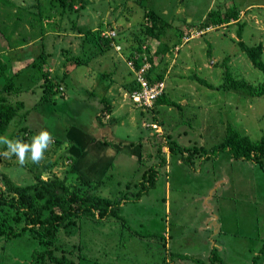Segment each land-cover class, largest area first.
<instances>
[{"label": "rangeland", "instance_id": "rangeland-1", "mask_svg": "<svg viewBox=\"0 0 264 264\" xmlns=\"http://www.w3.org/2000/svg\"><path fill=\"white\" fill-rule=\"evenodd\" d=\"M4 1L0 0V19L10 25L12 11L21 10L23 20L15 32L26 37L21 44L13 42L7 46L0 32V58L6 65L5 73L21 72L43 50L48 55L52 75L59 79L66 70H70V74L65 79V87L60 83L54 96L55 105L48 102L45 107H33L42 92L37 85L44 81L41 71L29 67L26 74L31 73L33 77L22 85L24 88L20 92L17 78H14L18 91H10L8 103L15 106L21 100L24 105L16 108L8 134L19 130L16 138L29 141L43 128L51 132L53 143L38 165L29 162L20 167L15 156L9 159L0 155V186L10 185L18 194H28L36 207L42 202L38 195L46 196L50 181L55 178L62 179L69 188L117 196L131 178L132 157L146 164L157 163L159 158L154 154L161 145L166 158L165 164L159 166L154 186L149 187L141 201L121 206V214L127 220L122 231L112 225L109 232L106 226L110 224L105 220L86 218L66 223L58 230L59 248L62 252L63 248L70 249L66 254L73 264H161L165 255L172 262L175 257L170 259V254H165L160 238L167 240L171 250L189 256L187 259L177 257L171 264H196L192 258L207 260L213 244L208 235L218 227L213 237L222 245V250H217L223 264H252V256L264 240V162L258 165L251 160L231 158L226 151L219 152L214 159L209 153L206 160L203 151H197L190 155L193 164L188 169L189 175L179 174L181 168L169 155L168 141L183 146L196 143L209 151L223 141L228 124L252 139L264 133V97L227 88H208L190 78L195 73L213 86L220 84L224 80L222 61L227 58V65L236 78H244L255 85L262 81V74L240 49L238 41L249 46L261 43L264 60V0H72L75 8L82 6L64 16L58 13L57 0H9L12 5ZM234 5L238 8L237 20L210 25L202 32L195 27L207 20L211 11L220 10L224 15ZM149 9L163 17L167 25L157 24L151 33L146 32L150 24ZM41 10L51 15L45 17L43 29L49 27L48 23L50 28L57 25L51 36H48L51 30H47L42 39L41 29L37 25L32 28L28 22ZM58 20L60 22L54 24ZM73 20L84 31L99 29L104 37L108 33L120 46L103 50L84 65L69 62L63 66L65 51L70 52L66 55H77L83 43L82 32L76 31ZM191 28L199 31L198 36L188 34ZM238 29H241L240 35ZM137 46L151 57L152 62L148 60L153 73L161 75V80L155 84L162 85V91H166L167 99L174 105L137 106L130 92L123 91L120 82L124 76L129 79L134 76L128 54ZM163 48L165 51L160 56ZM104 71L113 72L109 76L112 79L105 81L111 82L104 93L112 103L114 110L110 117L114 118L108 125L101 119L106 124L103 127L95 123V117L100 115L99 97L104 95L97 93L104 91L103 84L99 83ZM3 83L0 76V87ZM90 91H95L94 98L88 96ZM73 125L86 132L81 135L82 142L92 141L89 158L80 153L83 146L78 135L69 133ZM100 136H103L101 142H109L107 138L119 142L113 147L114 152L126 141L120 150L127 149L130 153L115 157V172L112 171L107 185L97 181L105 178V164L110 160L108 155L102 159V147L96 142ZM139 139H142L140 147L132 148L130 143ZM69 152L78 157L70 159ZM149 153L152 154L149 156ZM72 165L77 173L67 172ZM135 171L133 175L139 173ZM78 173H85L91 179L87 186L76 176ZM119 181L121 185L117 184ZM131 190L134 187L127 191ZM207 225L212 228H206ZM135 228L146 235H135L132 232ZM34 237L27 230L14 241L15 244L7 243L3 251L0 249L3 253H0V262L32 264L31 255L41 248ZM2 241L0 237V245ZM262 262L264 257L260 256L258 263Z\"/></svg>", "mask_w": 264, "mask_h": 264}, {"label": "trees", "instance_id": "trees-1", "mask_svg": "<svg viewBox=\"0 0 264 264\" xmlns=\"http://www.w3.org/2000/svg\"><path fill=\"white\" fill-rule=\"evenodd\" d=\"M58 1V13L60 16H64L66 13L70 11H76L81 6L75 8L73 4L75 3L72 0H57ZM8 5H12V1L5 0L4 1ZM47 8V7H46ZM32 11L34 9H31ZM31 15V14H30ZM149 16L150 24L146 27V32L151 33L152 27L156 26L157 24L167 25L166 20L149 9V12L147 13ZM32 16V15H31ZM51 16L50 14L46 13L44 10H41V12H38L36 14H33L32 18L28 21L29 25L33 26L37 25L41 29V36L40 38L46 34L47 30H51L48 36H51L52 31L55 32V26L54 28L51 26L50 23H48V28H45L44 19L45 17ZM10 19H12L10 25H7L3 20L0 19V32L3 34L7 41V46H10L13 42L16 44H21L26 37L25 35H18L17 32H15L18 25L23 20V14L22 11H18L14 9L11 13ZM230 19L237 20L238 19V8L236 5L232 6L231 9L227 10V13L223 15V13L220 10H213L209 13L208 19L205 21H202L198 25H195V27H198V29H204L205 27H209L210 25H217L229 22ZM60 21L54 23L57 24ZM73 25L77 29L76 31L78 33L82 32V38L81 41H83L81 45V51L79 54L71 56L66 55L70 54L68 50L64 53V59L62 65L65 66L69 62L70 64L79 66L86 64L90 59L93 57H96L97 55H100L103 53L102 51L115 45H119L116 42H114V39L111 38L112 36L106 33L105 37L100 35V31L98 30H85L82 28V26L76 24V21L73 20ZM191 26V25H190ZM192 27V26H191ZM194 27V25H193ZM9 28V30H7ZM102 28V27H100ZM241 28V25H240ZM45 30V31H44ZM238 31V32H237ZM236 32L240 35L241 29H238ZM17 33V35H16ZM105 44V46L103 45ZM240 49H242L249 60L252 62V64L257 68L260 73L263 76V79L258 84H252L250 81L244 79V78H236L235 74L230 71L228 65H227V58H224L222 61L223 66V78L224 80L217 84L216 86H213L211 83L206 81L204 78L198 76L197 74L193 73L190 75V78L197 83L208 87V88H227L231 90L241 91L245 92L246 94L250 96H258V97H264V60L262 59V44L257 43L255 45H246L241 40L238 41ZM88 45V46H87ZM87 46V47H86ZM120 46V45H119ZM88 50H87V49ZM165 49L163 48L160 50V56L162 53H164ZM2 52V51H1ZM142 48L140 46L134 47L129 51L128 58L134 61L135 68H139L142 62L141 56H142ZM137 55V56H136ZM48 55L42 50L39 53V56L34 59L30 65H26L23 67L21 72H18L17 70L14 72L13 75H7L5 73L6 65L4 61L0 58V76L3 77L4 83L0 87V135H7L9 138L15 139L18 137L19 130H16L14 134L9 133V127L11 120L15 117L16 114V108H22L24 105V102L19 100L15 103V106H12L8 102V95L10 94V91L15 93L16 91L20 92L23 91L22 85H25L26 82H28L33 76L31 73L26 74V71L30 68L33 70L36 69L41 73V76L43 77L44 81L41 83H37V85L41 88V94L38 97V100L35 101L33 107L43 106L46 105L48 102H51L55 105L54 96L59 91V87L61 84L66 85L65 79L69 76L70 70L64 71L60 78L57 79L54 75L51 74L50 67H49V61L47 60ZM148 59L151 61V57L148 55ZM152 62V61H151ZM30 67V68H29ZM25 70V75H24ZM131 72V71H130ZM133 72V71H132ZM113 72L104 71L102 73L101 79L99 80V83H102V87L104 91H97V93L104 94L99 97V101H101V107L99 110L100 115H97L95 117V123L99 124L100 126H106L109 123H111L112 118L106 117V111L109 113L111 111L112 103L108 98L105 96V90L108 88L109 83H105L107 79H112L109 76H111ZM144 77L147 79V81L150 84L155 83L156 81L161 80V75L154 74L152 71V68L150 67L147 71L144 72ZM14 78H17V84L19 85V89L15 87L14 84ZM123 88L126 90H129V92L135 91L140 88L139 82L136 80L134 76L129 79L124 76L123 81L120 83ZM21 86V87H20ZM66 89V88H65ZM95 91L88 92V96L94 98ZM66 96V93L64 94ZM43 104V105H42ZM174 105V102L170 99H167L166 97V91H162L154 100L153 106L158 105ZM49 113V112H47ZM140 114H144L142 111ZM99 117V119H98ZM152 117V116H151ZM106 118V119H105ZM146 120H149L146 115L144 117ZM154 118V116L152 117ZM98 119V120H97ZM101 119L106 120V124H103ZM146 129H149L148 126H145ZM67 129V128H65ZM69 133H83L86 134V132H82L78 130L75 125L72 126L71 131ZM12 134V135H11ZM148 135V134H147ZM60 139L58 138L57 141ZM142 139H139L138 142H131V146L140 145L142 144ZM105 143V142H104ZM110 143V142H106ZM168 151L169 155L172 157L173 163L177 164L178 167H180L179 174L186 175L187 170L190 168L191 164H193V159L190 157L191 153H198L203 151L204 156L207 158L209 157V153L211 154L210 157L213 159L219 154L221 151L228 152V155L231 158L235 159H245V160H251L255 162L258 165H262L264 162V133L256 139L250 138L248 134H242L239 130L232 127V125L228 124L226 127V135L223 138V141L219 143L218 145H214L210 148L209 151H205L203 147H198L196 143L192 144L191 146H183L179 145L175 141H168ZM5 149L2 147L1 152H3ZM126 151V150H125ZM120 154H123V151L120 152ZM119 154V155H120ZM152 153H149L150 156ZM127 155V154H124ZM159 158V161L157 163H151L146 164L141 159H136L132 157L131 159L134 162V166L131 165L130 169L133 168V172L139 171L138 174H134L131 172V178H128L124 189H120L117 193V196H103L97 194L94 190H80L81 188H69L68 184L64 182L62 179L55 178L51 179L50 181L51 185L50 188L47 189L48 193L46 196L38 195L40 199H42L41 205L39 207H36V204L34 202V199L31 198L28 194L22 193L18 194L15 190H11L10 185L6 187L0 186V237H2L3 241L1 242L0 249L3 251L5 248V245L9 242L14 243L18 237L22 235L23 232L30 230L32 234L35 235L34 239L37 240L38 243H40V250L34 251L32 264H73V261L68 255L67 252L70 251V249L65 250L63 248H59V242L57 237V232L60 228H62L66 223L69 222H75L79 221L81 219H93L97 221L105 220L107 224H110V226H106L107 229L115 227L117 230L122 231L123 227L125 226V223H127V220L125 216L121 214V206L125 203H135L138 200L141 201L144 194L148 193L149 187L154 186L158 172L159 166H163L166 162L165 155L161 152V145H158L156 148V153L154 154ZM175 157V159L173 158ZM130 158V157H129ZM205 161V160H204ZM74 164L75 160L73 161ZM115 162V161H114ZM156 162V161H155ZM118 163V162H117ZM203 163V162H202ZM73 164V165H74ZM70 166L67 170L68 173H77L78 170L74 166ZM115 164L112 162L110 166L107 168V170L104 172L105 178L101 177L98 178V182H102L105 185L108 184L109 178L112 175V171L115 172L113 169L115 168ZM135 171V172H136ZM81 172V171H80ZM189 173V172H188ZM189 175V174H187ZM79 177L82 182L87 186V184L90 183V178L85 174L78 173L76 175ZM118 185H121V181L117 182ZM96 186V185H95ZM129 187V188H128ZM134 187V190H130ZM17 186L14 187L16 189ZM98 188V186H97ZM103 188V187H101ZM110 192V191H109ZM40 203V202H36ZM113 219V221H112ZM106 224V223H105ZM123 225V226H122ZM132 227V226H131ZM133 228V227H132ZM132 232H135V235L138 236H145L146 234L141 233L136 228L132 230ZM162 247H164L165 254H170V259H173V256L175 259L177 257L187 259L189 256L183 254H177V252L170 249V246L167 243V240L165 241L164 238H160ZM15 244V243H14ZM19 247V246H18ZM18 247H16L18 249ZM49 247L50 250H46V248ZM168 248L170 250H168ZM168 250V252L166 251ZM15 250V249H13ZM3 254L2 252H0ZM20 253V252H17ZM16 254V253H14ZM260 256L264 257V240L261 244V246L258 248V252L252 256V264H264L258 263V259ZM207 260H204V258H192L196 264H223L224 261L221 258L220 254L218 253V250L215 246H213L210 250V254L206 257ZM174 259V260H175ZM1 260V258H0ZM173 260V261H174ZM169 261V256L165 255L161 259V264H171L173 263ZM50 262V263H49ZM0 264H5L0 262ZM31 264V263H28Z\"/></svg>", "mask_w": 264, "mask_h": 264}, {"label": "clouds", "instance_id": "clouds-1", "mask_svg": "<svg viewBox=\"0 0 264 264\" xmlns=\"http://www.w3.org/2000/svg\"><path fill=\"white\" fill-rule=\"evenodd\" d=\"M52 143L53 136L51 132L43 128L33 135L29 141L0 135V147L5 149L0 152V155L9 159L15 156L20 167H24L29 162L38 165L44 159V154ZM166 251L168 252V250Z\"/></svg>", "mask_w": 264, "mask_h": 264}, {"label": "built area", "instance_id": "built-area-1", "mask_svg": "<svg viewBox=\"0 0 264 264\" xmlns=\"http://www.w3.org/2000/svg\"><path fill=\"white\" fill-rule=\"evenodd\" d=\"M209 28L210 27H205L204 29L202 28L198 30L202 32L203 30L205 31ZM198 33L199 31H195L193 28L188 30V34L190 36H194V35L198 36ZM117 47H119V45H117ZM142 50H143L141 56L142 62L139 68H135L133 60L129 61L131 70L134 73V77L140 84V88L130 92L129 96L133 101V103L136 104L137 106L148 108L153 106L154 100L162 92V85H160V83L150 84L147 81V79L144 77V72L147 71L151 67V65L149 64V60L145 54L144 49Z\"/></svg>", "mask_w": 264, "mask_h": 264}, {"label": "crops", "instance_id": "crops-1", "mask_svg": "<svg viewBox=\"0 0 264 264\" xmlns=\"http://www.w3.org/2000/svg\"><path fill=\"white\" fill-rule=\"evenodd\" d=\"M50 71H51V69H50ZM121 83V82H120ZM121 85V84H120ZM125 89V88H124ZM123 91H127V92H129V90H123ZM113 110H114V108L113 107H111V111L108 113L107 111H106V117L107 118H110V116H111V114H113ZM106 119V118H105ZM83 133H79V134H77L78 135V138H79V141H80V144H81V146H83L82 148H80L81 150H82V152H80V153H83V155L85 156V157H87V158H89V152L91 151V147H90V144L92 143V141H89V143H86L85 142V140H84V138H83V140H84V142H82L81 141V135H82ZM104 135V134H103ZM85 137V136H84ZM101 137V136H100ZM103 137V136H102ZM102 137L101 138H98V140H96V142H97V144H98V146H100V147H102L101 149H102V152L100 153L101 154V156H102V159H106V156L108 155V158L110 159L109 160V162H107L106 164H105V171L107 170V168L110 166V164L114 161V159H115V157H117L119 154H120V152L121 151H123V154H127V155H130V153L128 152V150L127 149H124V150H120V147L121 146H124V145H126V141L125 142H121L117 147H119L118 149H116L117 151L116 152H114V151H112L113 150V147L117 144V143H119V142H117L116 140H113V139H109V138H107L106 136H105V138H107L108 140H109V142H111V143H104V142H101L100 140L102 139ZM75 143V142H74ZM76 145H78V144H75V146ZM86 145V146H85ZM84 146L86 147V148H84ZM134 147H136V145L135 146H132V148H134ZM84 148V149H83ZM77 149V148H76ZM79 149V150H80ZM126 150V151H125ZM72 155L71 157H70V159H72V158H77L78 157V155L77 154H73V153H68L67 155ZM133 156V155H132ZM136 158V157H135ZM200 164V163H199ZM201 164H202V162H201ZM200 164V165H201ZM76 165V164H75ZM162 171V170H161ZM188 171V170H187ZM168 173H171V169L169 170V172ZM166 174V173H165ZM187 174H189L188 172H186V175ZM104 175V174H103ZM165 188H167V193H168V191H169V187H167V182H166V185H165ZM206 228H212V227H210V226H206ZM218 229H219V227L214 231V233H210L208 236H209V239L210 240H213L212 242H213V244H212V247L213 246H215L218 250H222V245L221 244H219V243H217V241L214 239V234H216L217 232H218ZM178 254H182V253H179V252H177V254H175V255H178ZM254 254H255V252H254Z\"/></svg>", "mask_w": 264, "mask_h": 264}]
</instances>
